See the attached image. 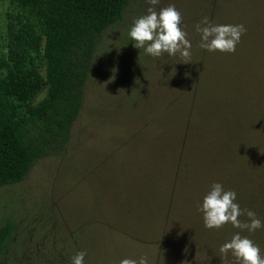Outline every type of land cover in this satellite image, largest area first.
I'll return each mask as SVG.
<instances>
[{
	"label": "rangeland",
	"instance_id": "1",
	"mask_svg": "<svg viewBox=\"0 0 264 264\" xmlns=\"http://www.w3.org/2000/svg\"><path fill=\"white\" fill-rule=\"evenodd\" d=\"M170 4L190 62L153 57L129 36L149 7ZM13 12L0 0V50ZM205 17L244 25L234 53L199 47ZM263 71L264 0H132L102 34L68 142L0 187V228L13 224L0 264H72L79 251L84 264H234L219 248L236 228H205L198 208L214 183L236 192V77L250 85Z\"/></svg>",
	"mask_w": 264,
	"mask_h": 264
},
{
	"label": "trees",
	"instance_id": "2",
	"mask_svg": "<svg viewBox=\"0 0 264 264\" xmlns=\"http://www.w3.org/2000/svg\"><path fill=\"white\" fill-rule=\"evenodd\" d=\"M131 1L10 0L15 12L0 50V187L22 181L54 144L68 142L102 34L124 18ZM260 75L250 85L236 77V203L264 221V71ZM12 230V223L0 228V249ZM237 232L264 256V228Z\"/></svg>",
	"mask_w": 264,
	"mask_h": 264
},
{
	"label": "clouds",
	"instance_id": "3",
	"mask_svg": "<svg viewBox=\"0 0 264 264\" xmlns=\"http://www.w3.org/2000/svg\"><path fill=\"white\" fill-rule=\"evenodd\" d=\"M150 5H157L159 0H147ZM182 14L174 4L156 11L149 7L145 15L135 19L130 28L129 36L134 41V46L153 56L160 57L163 54L183 58L181 62L191 61V43L186 38L187 34L181 28ZM196 31L201 34L199 47L209 52L219 51L234 53L236 45L240 42L246 28L243 24H214L205 17L196 26ZM175 69H173V73ZM237 194L234 190H225L222 184L214 183L211 190L204 196L198 210L203 214L204 227L219 229L225 224L231 223L233 227L241 231L254 232L264 228L255 212L242 210L236 203ZM247 216V221L242 222L239 217ZM221 260H226L229 253L234 258V264H264V256L260 247L250 238L235 233L232 238L219 248ZM85 251L77 252L71 259L72 264H84ZM120 264H148L146 257L139 261L125 258Z\"/></svg>",
	"mask_w": 264,
	"mask_h": 264
}]
</instances>
